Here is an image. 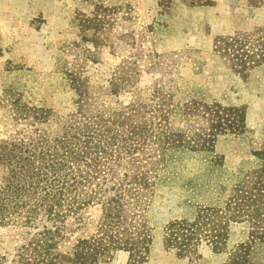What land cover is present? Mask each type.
I'll return each instance as SVG.
<instances>
[{"label": "rangeland", "instance_id": "1", "mask_svg": "<svg viewBox=\"0 0 264 264\" xmlns=\"http://www.w3.org/2000/svg\"><path fill=\"white\" fill-rule=\"evenodd\" d=\"M0 264H264V0H0Z\"/></svg>", "mask_w": 264, "mask_h": 264}, {"label": "trees", "instance_id": "2", "mask_svg": "<svg viewBox=\"0 0 264 264\" xmlns=\"http://www.w3.org/2000/svg\"><path fill=\"white\" fill-rule=\"evenodd\" d=\"M233 39V41H235V42H237L238 40L234 37V38H232Z\"/></svg>", "mask_w": 264, "mask_h": 264}]
</instances>
